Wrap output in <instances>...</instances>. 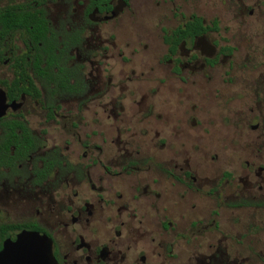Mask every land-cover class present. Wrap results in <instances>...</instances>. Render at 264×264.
<instances>
[{
    "label": "flooded vegetation",
    "instance_id": "af4514ba",
    "mask_svg": "<svg viewBox=\"0 0 264 264\" xmlns=\"http://www.w3.org/2000/svg\"><path fill=\"white\" fill-rule=\"evenodd\" d=\"M175 2L0 0V253L30 232L54 264L229 259L224 214L264 208V166L222 169L204 119L264 78L240 74L228 29Z\"/></svg>",
    "mask_w": 264,
    "mask_h": 264
},
{
    "label": "rangeland",
    "instance_id": "374dc122",
    "mask_svg": "<svg viewBox=\"0 0 264 264\" xmlns=\"http://www.w3.org/2000/svg\"><path fill=\"white\" fill-rule=\"evenodd\" d=\"M175 4L178 10L188 8L209 25L216 21L221 30L228 29L226 35L238 43L236 56L240 74L244 78L254 76L257 85H260L259 77L262 75L264 78V0H176ZM229 38L222 36L220 39ZM247 55L253 58L250 63L244 61ZM228 102H215L204 119L208 123L209 158L217 154L222 169L240 175L246 162H249L253 175L264 166V109L259 112H251L250 109L252 103L261 102L264 105V94L257 97L241 90L237 106L236 103L228 105ZM255 124L259 127L252 131L250 127ZM232 137H239L240 143L236 144ZM216 163L209 159L210 168L215 169ZM239 187L243 191L242 200L249 201L246 187L242 183ZM256 189L253 188L254 191ZM253 194L257 196V201L264 200L262 193ZM223 224L225 235L230 238L227 243L231 246L225 264H232L234 258H237L238 264H264V208H243L236 217L225 212Z\"/></svg>",
    "mask_w": 264,
    "mask_h": 264
},
{
    "label": "water",
    "instance_id": "95a60500",
    "mask_svg": "<svg viewBox=\"0 0 264 264\" xmlns=\"http://www.w3.org/2000/svg\"><path fill=\"white\" fill-rule=\"evenodd\" d=\"M0 264H54L50 241L44 235L24 232L4 244Z\"/></svg>",
    "mask_w": 264,
    "mask_h": 264
},
{
    "label": "trees",
    "instance_id": "16d2710c",
    "mask_svg": "<svg viewBox=\"0 0 264 264\" xmlns=\"http://www.w3.org/2000/svg\"><path fill=\"white\" fill-rule=\"evenodd\" d=\"M9 13H11V12H9ZM9 13L2 15L1 18H2L3 20H4V19L7 20V19H10V18H11V20H12V18H18V17H20L19 15H16V17H15V15H14V16L12 17V15L9 14ZM192 24H193V25H200L201 22H200L199 19L194 18V21L192 22ZM213 24H216V21H214Z\"/></svg>",
    "mask_w": 264,
    "mask_h": 264
}]
</instances>
